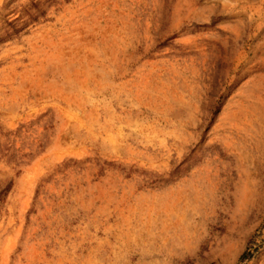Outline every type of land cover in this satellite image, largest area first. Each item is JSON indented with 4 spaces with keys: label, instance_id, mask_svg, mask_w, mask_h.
Wrapping results in <instances>:
<instances>
[{
    "label": "rangeland",
    "instance_id": "rangeland-1",
    "mask_svg": "<svg viewBox=\"0 0 264 264\" xmlns=\"http://www.w3.org/2000/svg\"><path fill=\"white\" fill-rule=\"evenodd\" d=\"M4 188L0 264H264V0H0Z\"/></svg>",
    "mask_w": 264,
    "mask_h": 264
},
{
    "label": "trees",
    "instance_id": "trees-1",
    "mask_svg": "<svg viewBox=\"0 0 264 264\" xmlns=\"http://www.w3.org/2000/svg\"><path fill=\"white\" fill-rule=\"evenodd\" d=\"M41 14H44V13H41ZM26 16H27L29 22H31V21H37V18H38L37 16H35L34 13H28L27 12L26 13ZM12 30H14L15 32H18L15 25H12ZM7 191H8V188H4L3 190H0V201H2L4 199Z\"/></svg>",
    "mask_w": 264,
    "mask_h": 264
}]
</instances>
